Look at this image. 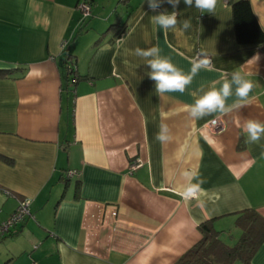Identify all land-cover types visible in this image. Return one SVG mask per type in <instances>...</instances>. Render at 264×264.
I'll return each instance as SVG.
<instances>
[{
	"label": "crops",
	"instance_id": "crops-1",
	"mask_svg": "<svg viewBox=\"0 0 264 264\" xmlns=\"http://www.w3.org/2000/svg\"><path fill=\"white\" fill-rule=\"evenodd\" d=\"M80 1L0 0V69L13 70L0 77V154L12 160L0 158V223L23 199L32 212L0 238V264H177L210 219L235 244L238 212L264 219V137L249 143L243 130L264 121V49L237 42L232 0L212 13L184 0L155 11L149 0H90L87 18ZM250 1L264 30V0ZM173 10L174 29L152 23ZM150 47L186 73L201 50L210 63L183 94L159 95L135 54ZM257 52L259 62L246 64ZM234 71L256 85L248 102L191 117L195 100ZM162 123L164 142L155 139ZM200 179L202 191L184 198ZM252 264H264V242Z\"/></svg>",
	"mask_w": 264,
	"mask_h": 264
},
{
	"label": "clouds",
	"instance_id": "clouds-1",
	"mask_svg": "<svg viewBox=\"0 0 264 264\" xmlns=\"http://www.w3.org/2000/svg\"><path fill=\"white\" fill-rule=\"evenodd\" d=\"M163 0H149V7L152 10H156ZM167 2L173 5L175 9L180 0H167ZM184 3L192 7L199 9L202 13H212L215 10L217 0H184ZM178 12L173 10L168 13L162 12L158 15L152 16V23L158 25L161 29L167 32L169 29H174L178 23ZM191 27L190 20L183 21V29L187 30ZM137 56L143 57L147 61V65L150 66L151 71L148 76L151 80H154L156 93L163 95L169 92H179L183 94L187 86L190 85L199 73L201 69H206L210 63L208 59L209 53L206 50H201L197 54V58L192 62L190 72H184L181 68L177 67L170 56H162L161 49L159 47H150L147 50L137 48L135 50ZM203 57V58H201ZM151 58V59H149ZM261 59L259 52H257L246 64L258 63ZM221 80L223 81L220 87H216L213 84L208 91H205L202 96L195 100L189 108V114L195 119H202L204 116L211 115L216 112H227L231 108H240L248 102L249 94L256 86L254 82L247 79L240 71H234L231 73V78H228L227 73L221 74ZM235 96V101L228 105L227 101L230 97ZM213 124L215 120L211 121ZM243 130L247 134V142L257 143L264 137V121L259 119L246 120L243 125ZM169 128L166 124L160 125V131L156 134L155 139L164 142L170 137L168 136ZM189 181L193 179L190 173L184 174ZM205 183L203 179H200L197 183H189L182 192L184 198L196 197L201 191V185Z\"/></svg>",
	"mask_w": 264,
	"mask_h": 264
},
{
	"label": "trees",
	"instance_id": "trees-1",
	"mask_svg": "<svg viewBox=\"0 0 264 264\" xmlns=\"http://www.w3.org/2000/svg\"><path fill=\"white\" fill-rule=\"evenodd\" d=\"M126 1L120 0V2ZM231 7L237 42L243 46H259L264 49V30L251 1L232 0ZM12 71V69H0V77L8 76ZM69 71L73 75L72 82L74 78L78 81L77 70ZM0 158L12 163V160L4 155L0 154ZM236 215H238L237 225L242 233L235 244L225 243L221 237L222 232L214 227V220H207L199 225L201 240L183 254L177 264H252L256 251L264 242V219L253 209L243 210Z\"/></svg>",
	"mask_w": 264,
	"mask_h": 264
},
{
	"label": "built area",
	"instance_id": "built-area-1",
	"mask_svg": "<svg viewBox=\"0 0 264 264\" xmlns=\"http://www.w3.org/2000/svg\"><path fill=\"white\" fill-rule=\"evenodd\" d=\"M78 8L82 13L83 18H87L91 15L92 3L90 0H81L78 4ZM69 70H77L74 64H69ZM76 77V76H74ZM77 79L74 78L73 82H76ZM216 123H210L213 128H218L220 126L219 120L214 119ZM213 121V120H212ZM142 165V160L138 159L131 164V171ZM76 173L75 170H70L68 172V176H72ZM32 216V212L30 209V200L23 199L19 202L16 209L12 212V214L2 223H0V238L7 237L12 234L17 226L23 223L27 218Z\"/></svg>",
	"mask_w": 264,
	"mask_h": 264
}]
</instances>
